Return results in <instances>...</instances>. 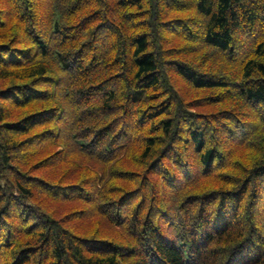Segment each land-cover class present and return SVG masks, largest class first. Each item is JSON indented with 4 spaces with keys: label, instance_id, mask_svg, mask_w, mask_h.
Wrapping results in <instances>:
<instances>
[{
    "label": "trees",
    "instance_id": "obj_1",
    "mask_svg": "<svg viewBox=\"0 0 264 264\" xmlns=\"http://www.w3.org/2000/svg\"><path fill=\"white\" fill-rule=\"evenodd\" d=\"M0 264H264V0H0Z\"/></svg>",
    "mask_w": 264,
    "mask_h": 264
}]
</instances>
